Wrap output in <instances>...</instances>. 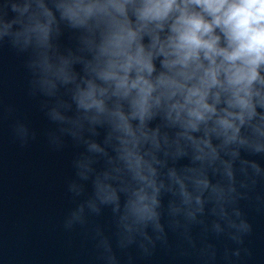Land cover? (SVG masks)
I'll list each match as a JSON object with an SVG mask.
<instances>
[{
    "label": "clouds",
    "instance_id": "obj_1",
    "mask_svg": "<svg viewBox=\"0 0 264 264\" xmlns=\"http://www.w3.org/2000/svg\"><path fill=\"white\" fill-rule=\"evenodd\" d=\"M33 2L36 10L30 11ZM55 7L73 27L99 29V43L88 41L95 54L86 62V75L73 98L85 119L110 125L116 156L109 157L110 170L96 174L95 199L88 206L99 211V200L119 212L118 193H123L122 246L137 234L154 246L149 227L156 240L167 242L160 211L165 191L176 198L169 204L171 216L196 221L211 203L212 213L239 233L231 238L243 244L251 225L240 218L238 208L232 209L238 223L228 209L240 196L237 161L245 177L249 168L256 176L264 174L257 162L240 153L264 154V0H59ZM11 8L18 15L11 22L0 18V36L12 35L24 45L35 39L47 46L55 16L43 0H18ZM14 24L20 29L12 32ZM37 63L44 73L41 84L49 89L55 88L53 78L76 80L63 58L53 65L42 54ZM52 116L67 119L55 110ZM157 116L176 130L174 135L149 127ZM89 151L107 155L95 142L89 143ZM182 156H190L192 166L167 167V158ZM77 164L86 179L93 171L91 160ZM209 169L220 175L216 183ZM247 186V180L241 182ZM83 210L81 205L72 213L69 226L82 221ZM213 228L224 230L219 222ZM141 247L148 253L145 243Z\"/></svg>",
    "mask_w": 264,
    "mask_h": 264
},
{
    "label": "water",
    "instance_id": "obj_2",
    "mask_svg": "<svg viewBox=\"0 0 264 264\" xmlns=\"http://www.w3.org/2000/svg\"><path fill=\"white\" fill-rule=\"evenodd\" d=\"M13 2L18 0H0V18L6 22L18 15L11 8ZM43 2L55 16L47 46L38 45L35 39L24 45L12 35L0 36V264H264V204L257 199H264V174L256 176L249 168L245 177L239 171V161L235 175L240 196L228 210L237 219L232 209L238 208L240 218L251 225L243 244L231 238L239 233L212 213L211 203L205 204L204 213L198 214L196 221L183 214L171 216L169 204L176 198L165 191L161 193L160 211L167 242L156 240L157 233L149 227L146 231L155 241L154 246L138 234L132 243L122 246L119 218L123 193H118L119 212L113 211L114 205L99 200V211L88 206L87 202L95 199L96 174L110 170L109 157L116 156V142L109 140L110 125L85 119L73 98L76 84L86 75V62L95 54L88 41L99 43V29L73 27L55 7L59 0ZM35 10L33 2L30 11ZM19 29L20 25L14 24L11 31ZM42 54H47L53 65L62 58L67 60L76 80L64 83L53 78L54 89L42 85L44 73L37 63ZM53 110L67 119H53ZM156 126L170 136L176 131L166 127L161 116L149 122L150 128ZM92 142L103 147L107 155L89 151ZM240 153L264 169V154L244 149ZM85 158L91 160L93 169L86 179L77 164ZM186 166H192L190 156L167 158V167L180 170ZM208 175L213 183L221 179L211 169ZM249 178H255L256 184L252 185ZM245 180L248 186L241 187ZM112 183L115 186L118 182ZM81 205L82 221L69 226L72 213ZM176 220L179 226L174 224ZM214 222L224 230L216 232ZM142 242L148 253L141 247ZM237 249L239 256L234 255Z\"/></svg>",
    "mask_w": 264,
    "mask_h": 264
}]
</instances>
